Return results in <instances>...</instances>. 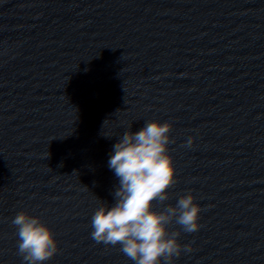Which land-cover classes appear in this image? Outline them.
<instances>
[{"label":"water","instance_id":"1","mask_svg":"<svg viewBox=\"0 0 264 264\" xmlns=\"http://www.w3.org/2000/svg\"><path fill=\"white\" fill-rule=\"evenodd\" d=\"M152 121L172 124L166 203L202 208L169 225L192 249L171 264H264V0H0V264H28L21 211L59 242L44 264H135L91 220L113 146Z\"/></svg>","mask_w":264,"mask_h":264},{"label":"clouds","instance_id":"2","mask_svg":"<svg viewBox=\"0 0 264 264\" xmlns=\"http://www.w3.org/2000/svg\"><path fill=\"white\" fill-rule=\"evenodd\" d=\"M171 130V123L152 121L142 130H129L121 136L108 161L119 180L113 193L115 203L105 202L92 216V238L119 245L135 264H171L182 250H192L179 242L180 231L170 232L173 221L186 233L202 227V208L193 194L180 197L175 205L166 203L169 189L177 182L174 158L168 151ZM156 204L162 210H154ZM12 224L19 238L18 253L28 264H44L59 251L54 232L41 217L21 211Z\"/></svg>","mask_w":264,"mask_h":264}]
</instances>
